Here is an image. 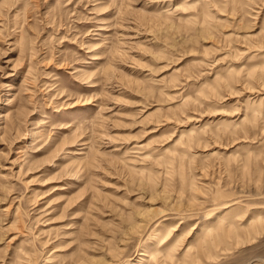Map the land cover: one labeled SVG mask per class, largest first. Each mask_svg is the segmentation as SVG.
Instances as JSON below:
<instances>
[{"label":"rangeland","instance_id":"374dc122","mask_svg":"<svg viewBox=\"0 0 264 264\" xmlns=\"http://www.w3.org/2000/svg\"><path fill=\"white\" fill-rule=\"evenodd\" d=\"M0 264H264V0H0Z\"/></svg>","mask_w":264,"mask_h":264}]
</instances>
